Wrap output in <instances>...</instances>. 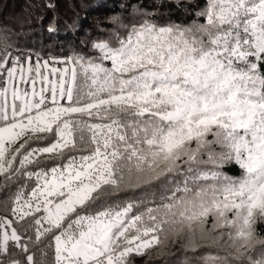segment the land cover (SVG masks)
Segmentation results:
<instances>
[{
  "label": "snow or ice",
  "instance_id": "snow-or-ice-1",
  "mask_svg": "<svg viewBox=\"0 0 264 264\" xmlns=\"http://www.w3.org/2000/svg\"><path fill=\"white\" fill-rule=\"evenodd\" d=\"M155 2L70 53L0 31V264H264V0Z\"/></svg>",
  "mask_w": 264,
  "mask_h": 264
},
{
  "label": "trees",
  "instance_id": "trees-1",
  "mask_svg": "<svg viewBox=\"0 0 264 264\" xmlns=\"http://www.w3.org/2000/svg\"><path fill=\"white\" fill-rule=\"evenodd\" d=\"M180 2L181 7H176L172 0H165V3L160 6L165 19L171 18L176 22H190L195 18L198 8L203 7L204 4V0H180ZM184 2H187L189 6ZM137 3L140 7L148 10H154L158 7L155 0H88V12L102 17V22L98 23L104 25L112 13H127V18L132 19L130 12L132 13L133 9L130 5ZM32 5L33 3H30L29 6L25 7L28 15L21 20L18 17L10 19L9 15H4V13L0 15V31L12 30L15 33L14 39L21 48L39 51L41 54L46 51L70 53L74 48H84L83 43H81L82 40L91 35L90 32L94 33L96 30L94 25L97 23L93 19L88 20L87 17H85L87 23L83 27L67 29L64 21L71 18V13L67 14V10L57 0H46L43 5L40 3V8L37 7L34 12H32L34 9ZM47 5H52V7ZM184 5L187 7L185 8ZM4 8L6 9V6ZM80 15L83 17V14ZM50 24H55L58 31L50 33L48 31ZM135 264H152V262L147 256H144L137 257Z\"/></svg>",
  "mask_w": 264,
  "mask_h": 264
},
{
  "label": "rangeland",
  "instance_id": "rangeland-1",
  "mask_svg": "<svg viewBox=\"0 0 264 264\" xmlns=\"http://www.w3.org/2000/svg\"><path fill=\"white\" fill-rule=\"evenodd\" d=\"M39 1L41 0H0V15L4 13V15H7V16L9 15L10 19L18 17L19 20H21L23 19V17H27L28 15V11H26L25 9L26 6H29L30 3H33L32 6H34V9H32V12H34V10H36L37 7L40 8L39 7L41 6L40 3H42L43 5L46 0H42L41 2ZM57 2H59L61 6H64L65 10H67V14L71 13L70 17H72V11L70 10V5L72 3H75L76 11H78L80 14H83L84 18L87 17L88 20L93 19L95 23L102 22V17L88 12L89 6L86 9H82L80 7L79 0H57ZM184 3H186L187 6H189L187 2H184ZM5 6H6V9L4 8ZM130 14H131L130 18H133V11L132 13L130 12ZM97 33H98L97 30H95L94 33L90 32L91 35H89L87 38L85 37L84 40H82L84 42L82 46L85 49L88 47V44L90 43L91 38L98 35Z\"/></svg>",
  "mask_w": 264,
  "mask_h": 264
}]
</instances>
